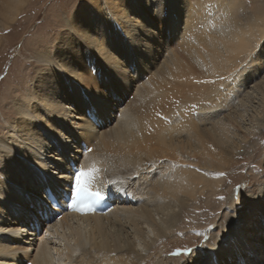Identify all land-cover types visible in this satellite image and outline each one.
Returning <instances> with one entry per match:
<instances>
[{
  "label": "bare ground",
  "instance_id": "1",
  "mask_svg": "<svg viewBox=\"0 0 264 264\" xmlns=\"http://www.w3.org/2000/svg\"><path fill=\"white\" fill-rule=\"evenodd\" d=\"M23 1L0 0V27ZM236 1L104 0L62 19L52 50L36 51L25 93L44 107L14 98L1 114L0 264H264V187L191 255L164 249L187 208L221 194L218 171L246 139L245 117L264 115V87H248L253 74L219 79L232 71L237 40L264 35V9L237 20ZM152 16L186 57L161 40ZM127 66L156 70L136 84ZM120 86H131L133 101L120 102ZM72 164L98 170L91 190L106 195L104 210L78 214L66 195L38 219L42 185L67 190Z\"/></svg>",
  "mask_w": 264,
  "mask_h": 264
},
{
  "label": "rangeland",
  "instance_id": "2",
  "mask_svg": "<svg viewBox=\"0 0 264 264\" xmlns=\"http://www.w3.org/2000/svg\"><path fill=\"white\" fill-rule=\"evenodd\" d=\"M95 2L103 9L104 0H24L14 21L9 25L0 27V109H2L0 119H2V113L12 111V99L24 96L35 77V73L40 67L34 59L36 51L45 49L51 51L60 33H64L61 30L63 26L60 25L63 24L64 20L62 19L65 16L71 19L77 10L82 8L90 10L92 6L94 7ZM236 2H238L236 5L239 8L236 11L237 20L247 15L250 16L252 12L254 14V12L264 9V0H237ZM152 17L154 22L161 27L159 34L161 40L166 39L169 46L179 56L186 57L178 45L179 42H175L172 36L168 35L167 29L161 26L158 17ZM43 34H47L49 37V42L44 45L37 41V37ZM261 55L264 56V49H261ZM127 67L126 76L134 83L137 82L136 84L152 78V72L156 70L154 66L151 71L148 70L150 72L140 67L141 70L134 73V69ZM248 74L250 79L252 78L251 74H253V78L248 82V87H253V85L254 87H264V63L258 62L257 67ZM169 78L171 80V77ZM133 82L132 84H134ZM122 86H120L121 89H118L120 102L123 104L127 101H133V95L130 93L131 86H127V88ZM244 92L242 91L239 96L242 97ZM174 93H171L173 96L169 98H174L176 96ZM254 101V99H250L248 104H252ZM231 108L232 105L228 109ZM228 109L224 113L228 112ZM247 109H249L248 114H250L252 108L248 107ZM245 118L243 123L247 124V128L246 130L240 128L239 132H244L246 139L242 141L241 147L235 152L228 165H224L218 171V173H224L217 175L221 181V194L219 196L206 194L199 197L196 206L185 210L186 214L175 226L174 234L169 237L168 241H165L164 249L170 250L168 253H173L176 246L182 245V247L192 248L202 245L209 236L210 231L207 230H211L214 223L218 222L222 225L226 223V221L224 222L226 215H237L242 208H246L248 205L245 203L246 195H255L259 188L264 187V143H262L264 142V115L259 121H255L249 116ZM91 121L93 122V120ZM94 121H96L95 117ZM72 168H74L73 164ZM114 194L116 195V193ZM219 197L224 199H219ZM56 208L59 206L53 208L49 213H56ZM226 208L234 209V211H227ZM47 219L48 217L45 215V220ZM219 227L221 225H218L217 228L219 229Z\"/></svg>",
  "mask_w": 264,
  "mask_h": 264
},
{
  "label": "snow or ice",
  "instance_id": "3",
  "mask_svg": "<svg viewBox=\"0 0 264 264\" xmlns=\"http://www.w3.org/2000/svg\"><path fill=\"white\" fill-rule=\"evenodd\" d=\"M216 7H219L218 5ZM67 31V29H65ZM62 36L63 33H60ZM250 35V34H249ZM81 40H87V34H81L79 36ZM37 41L44 45L49 42V37L47 34L39 35ZM237 44V49L235 54L232 56V60L228 61L234 66L232 71L227 77L220 76L221 80L236 81L242 79L254 68L257 67L258 62L264 63V56L261 55V49H264V35H259L256 37H251L247 41L241 43L239 40L235 42ZM201 81H197L200 83ZM22 108L39 107L43 108L44 105L41 103V98L34 95H24L19 97L16 101ZM94 115H89V120L94 121ZM159 115V113H157ZM102 124H97V127H102ZM87 132L88 130L81 129ZM264 143V142H262ZM88 152L91 149H87ZM98 171L95 167L85 168L80 166L79 168H74L71 170L72 175L69 179L67 190L61 187L57 190L54 185H42L40 194L36 198L33 204V210L36 213L38 219H42L47 213L53 210V206L59 205L61 201L64 200L65 196H68V200L65 201L68 207L76 208L78 211L86 210L91 207L90 202L93 200H101L104 198V194L99 190L92 191L91 184L95 179V173ZM224 173H218V175H223ZM112 183V182H110ZM239 187V186H237ZM219 199H224L219 197ZM227 211H234V209L226 208ZM199 247V246H197ZM194 251L193 248L185 247L183 249H177L171 255H184L189 256Z\"/></svg>",
  "mask_w": 264,
  "mask_h": 264
}]
</instances>
